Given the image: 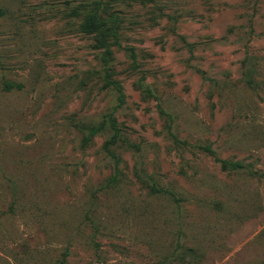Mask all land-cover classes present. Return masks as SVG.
I'll list each match as a JSON object with an SVG mask.
<instances>
[{
	"label": "rangeland",
	"instance_id": "obj_1",
	"mask_svg": "<svg viewBox=\"0 0 264 264\" xmlns=\"http://www.w3.org/2000/svg\"><path fill=\"white\" fill-rule=\"evenodd\" d=\"M253 172L264 0H0V264H264Z\"/></svg>",
	"mask_w": 264,
	"mask_h": 264
},
{
	"label": "trees",
	"instance_id": "obj_2",
	"mask_svg": "<svg viewBox=\"0 0 264 264\" xmlns=\"http://www.w3.org/2000/svg\"><path fill=\"white\" fill-rule=\"evenodd\" d=\"M93 25H97V26L101 27L100 21H99V23L98 22H95ZM87 27H89V26H87ZM104 53H105V55H109L110 54V50H109L108 47H106ZM103 81H104V85L105 86H111L116 91H118L121 96L123 95L122 88H121L120 84L117 83V82H115V81H112L111 80L110 74L108 73L107 69L104 70ZM106 126H109V128L114 133H117L118 132V128L116 126L115 119H114V117H113L112 114H109L107 116V121H103L98 126H93V127H90L89 128L88 136L89 137L95 136L96 134H98L99 132H101ZM229 165H230V168L231 169H241V168H243L242 164H238V163H230ZM253 174L260 175V176L264 177V172H262L260 174H257V172H253Z\"/></svg>",
	"mask_w": 264,
	"mask_h": 264
}]
</instances>
